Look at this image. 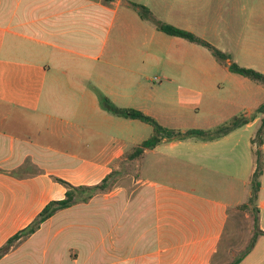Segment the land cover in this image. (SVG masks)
<instances>
[{"label":"crops","instance_id":"0c3cea01","mask_svg":"<svg viewBox=\"0 0 264 264\" xmlns=\"http://www.w3.org/2000/svg\"><path fill=\"white\" fill-rule=\"evenodd\" d=\"M255 1L248 0L247 6L251 4L248 19L256 22ZM134 4L146 7L160 23L211 45L218 41L225 55L234 47L238 66L264 73V54L258 55L262 47L254 35L244 40L243 0H0V248L48 203L65 197L66 188L57 180L74 187L95 186L107 178L108 184L123 183L56 212L17 241L0 264H226L223 240L238 208L250 198L256 151L262 157L257 228L264 233V134L261 145L253 143L262 115L256 110L244 117L229 113L239 101L263 95L264 86L231 77L206 48L162 33L139 17ZM228 11L236 12L234 22L227 19ZM231 23L233 28L226 27ZM133 52L173 67L175 54L182 55L192 62L184 69L203 72L198 77L202 82L210 81L213 72L233 78L236 95L208 100L206 110L195 115L201 118L196 123L205 125L195 128L207 130H190L214 133L240 118L246 124L212 140L163 139L132 159L133 149L152 135V128L107 112L100 97L118 109L141 111L164 128L186 132L175 129V117H185L184 108L175 111V81L166 79L158 97L147 95L131 79ZM180 64V70L187 67ZM200 85L179 89V105L200 104ZM133 126L137 136L147 131L137 141ZM240 149L246 162L238 168ZM150 154L164 157L158 171L171 161L174 174L175 163L179 169L189 166L183 181L210 172L236 181L239 190L228 186L233 201L225 202L193 186L138 178L136 172ZM73 207L75 223L63 218ZM239 264H264V235Z\"/></svg>","mask_w":264,"mask_h":264},{"label":"rangeland","instance_id":"374dc122","mask_svg":"<svg viewBox=\"0 0 264 264\" xmlns=\"http://www.w3.org/2000/svg\"><path fill=\"white\" fill-rule=\"evenodd\" d=\"M248 1V0H247ZM247 1L243 0V3L245 4L246 10L244 14H240L242 18L244 19L243 24V35L244 40L246 43V38L248 36L254 35V41H258V47H262L261 49H258V55L261 59V56H263L264 51V0H256L254 2V9L258 10L255 12V18H257V21L249 20L252 15L248 11L249 7L247 6ZM229 2V1H228ZM258 7V9H257ZM136 11V10H135ZM137 12V11H136ZM231 14L230 11L227 12V19H232L234 22V18L236 15L235 11H232ZM248 19V20H247ZM148 24L155 26L153 22L148 21ZM219 26V25H218ZM225 25H222L224 27ZM233 28L235 26L234 23L227 24L226 27ZM232 31V30H231ZM230 32V31H229ZM214 44L215 48L220 50V47L216 44H218V41H210ZM263 44V45H261ZM234 46V42L232 43ZM199 46V45H198ZM223 46V45H221ZM202 47V46H201ZM209 53H211L208 49H206ZM229 55L227 56L229 58V62L235 63L236 58V52L234 50V47L230 50ZM211 59H216L213 57L212 53ZM218 62V61H217ZM184 63L185 66H181L184 68H190L188 65H190L192 62L189 60H184L182 55H176L175 54V67H173L168 62L160 59H154L149 58L147 55H141L139 53H134L131 56L130 60V68L132 70V81L133 82H139L141 85V88H144L147 95H151L153 98L158 97L159 95V87L167 85L169 81H175V111L181 110L184 108L185 111V117L184 118H178L175 117V129L180 131H187L190 129H204L205 128H195V127H205L204 124H198L196 123V120L201 119L200 116H195L197 113L202 114L206 108L208 107V100L211 101V98H215L217 100H226L231 99L233 96L236 95L237 86L234 82L233 78H228L225 76L224 72H213V77L210 78V81L206 79V82H202L203 79H198L200 74H203L202 71L200 73H195L189 70H180V65L178 64ZM221 64V63H220ZM237 64V63H235ZM224 65V64H221ZM192 69V68H191ZM261 72V71H259ZM230 73V72H229ZM262 73V72H261ZM195 74V75H194ZM264 74V73H263ZM231 77L239 78L238 75L230 73ZM155 78H158L161 80L160 84H151L150 81L154 80ZM168 79L169 81H166ZM198 84H201L200 89L203 91V98L201 100V103L198 104L195 108L194 105H179L178 102V90L180 89L182 92L187 90H197ZM255 85L259 86L260 88L263 86L261 84L255 83ZM241 92V90H240ZM262 103H264V94L261 93L254 95L253 98H250L249 100L244 99L243 103L240 101L235 106L234 109H231L229 113H233L235 116L238 117H244L246 112L249 110H252L254 112L258 106H260ZM113 105V104H112ZM255 114L256 111H255ZM255 114L251 115L255 116ZM143 127H150L149 125L140 124ZM151 128V127H150ZM17 132L23 134L22 131ZM147 132V131H146ZM144 131H140L137 136V131L133 126V140H138L141 138V136H144L146 134ZM33 138L40 139L38 136H33ZM164 157L161 156H154V155H148L144 158L142 167L138 168V171L136 172L138 175V178L142 179H151V180H162L164 182H167L170 185H175L180 188H187L189 186L196 187L198 192L200 194H204L205 196L216 198V194L218 195L220 199L223 201H229L232 202L233 198L229 194L228 186H232L233 188L237 187L239 190L240 185L236 183L234 180H227L226 178L223 179L222 176H216L213 175V173L210 172H204V173H197V174H191L193 179H190L189 181H183L180 177H183V179L188 175L189 171L185 167L184 169H179L178 165L175 163V174L172 173V162H164L162 165H167V168L164 169V171H158L157 164L163 159ZM246 159L245 157H242V149H240V156L236 160L235 164L238 168L245 166ZM29 162L25 163V167L29 165ZM181 164V163H180ZM188 170V171H187ZM187 174V175H186ZM203 176V177H202ZM202 177V178H201ZM122 181V180H121ZM204 183V184H203ZM203 184V185H202ZM108 186V184H107ZM120 188L123 186V183H116V184H109L110 188ZM118 186V187H117ZM107 190V189H106ZM210 190V191H209ZM243 200V199H242ZM246 202V201H245ZM76 207H73L71 210L67 212L63 218H67L66 220L75 223L76 221ZM255 206L254 204H249L247 202L245 204V207H239L237 210V214L235 218H232V222H230L226 236L223 240L224 246V252H223V258L226 264L232 262L234 259L238 258L246 249L249 242L252 239L253 234L256 232V225L254 222L255 212H254ZM61 218L59 219V221ZM232 227V228H231Z\"/></svg>","mask_w":264,"mask_h":264},{"label":"trees","instance_id":"16d2710c","mask_svg":"<svg viewBox=\"0 0 264 264\" xmlns=\"http://www.w3.org/2000/svg\"><path fill=\"white\" fill-rule=\"evenodd\" d=\"M104 3H109L113 0H102ZM132 7L137 11L139 17L142 20L153 22L156 26V28L161 31L162 33L173 36L176 38L184 39L190 43L202 46L206 49H208L213 57L221 64H225L228 68V71L230 73L239 75L241 77L247 78L253 82L259 83L264 86V75L252 70L247 69L238 66L235 63L229 62L226 64V62L229 60L227 55L222 53L220 50L212 46L207 41L200 39L196 37L194 34L175 28L171 25L160 23L154 19L151 12L144 6L141 5H132ZM100 104L101 107L106 110L107 112H110L113 115L124 117L126 119H133L138 120L142 123H145L149 125L152 128V135L142 142L138 147L133 149V152L130 154L129 157L136 158L143 154L145 150L153 149L156 145H158L163 139H179L184 140L189 137H196L200 140H212L219 138L221 136H224L228 134L230 131H232L235 128H238L244 124H246L247 119L240 118V119H234L231 123L228 125L220 127L218 130H216L214 133H206L204 131L200 130H189L184 133H181L179 131H175L172 129H167L162 127L155 119L152 117L145 115L141 111L135 110V109H118L114 105L110 103V101L105 97H100ZM256 113L262 115L261 118V124L258 128L255 137L253 139V143H256L258 146L262 143V136L264 134V103L261 104L257 109ZM262 174V157L261 153L259 151H256V161H255V171L252 175L251 181H250V198L248 200L249 204H256L257 198H258V191L260 187L259 178ZM62 186L66 188L65 197L62 200L58 201H52L48 203L43 210L38 214V216L35 218V220L23 231L17 233L13 237H11L7 243L0 248V258L4 256L9 249L19 240L25 239L35 233L40 225L44 223L46 220H48L50 217H52L56 212L60 210L67 209L71 206H74L79 203H87L90 199H92L95 195L106 191L108 189V178L105 179L102 183L95 185V186H78L74 187L66 182H63L61 180H57ZM108 184V186H107ZM245 207V205H243ZM255 217L254 222L256 225V232L253 234L251 241L249 242L248 246L244 250V252L236 259H234L232 262L228 264H239L242 259L251 251L253 248L255 241L259 235H264V233L258 231L257 223H258V209L255 207L254 209Z\"/></svg>","mask_w":264,"mask_h":264},{"label":"built area","instance_id":"2783aa9c","mask_svg":"<svg viewBox=\"0 0 264 264\" xmlns=\"http://www.w3.org/2000/svg\"><path fill=\"white\" fill-rule=\"evenodd\" d=\"M153 81H154V82H158V79H157V78H155Z\"/></svg>","mask_w":264,"mask_h":264}]
</instances>
